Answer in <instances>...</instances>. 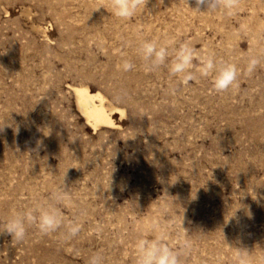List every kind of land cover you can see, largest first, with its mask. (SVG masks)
Listing matches in <instances>:
<instances>
[{"label":"rangeland","instance_id":"obj_1","mask_svg":"<svg viewBox=\"0 0 264 264\" xmlns=\"http://www.w3.org/2000/svg\"><path fill=\"white\" fill-rule=\"evenodd\" d=\"M133 2L123 19L110 0H0V225L40 205L63 218L0 235V264H136V242L160 236L180 264H245L241 250L264 264V0ZM143 41L187 43L195 78L171 55L146 70ZM208 57L237 66L227 92L200 74ZM74 86L102 94L114 124L90 126Z\"/></svg>","mask_w":264,"mask_h":264},{"label":"clouds","instance_id":"obj_2","mask_svg":"<svg viewBox=\"0 0 264 264\" xmlns=\"http://www.w3.org/2000/svg\"><path fill=\"white\" fill-rule=\"evenodd\" d=\"M112 12L119 18L127 19L135 14L137 3L133 0H110ZM221 5L225 9H232L235 6V0H196L198 11L203 6V11L215 12ZM137 55L145 61V69L155 70L163 65L171 55L169 70L175 75L185 80L195 78L192 71L193 60L196 58L195 51L187 44H181L169 53L164 47L158 45L156 41H143L136 50ZM260 63L256 57L249 58V70H252ZM202 67L199 72L202 76L212 78L213 89L217 93L227 92L232 88L237 80L238 69L233 63L226 61H216L212 57L202 61ZM134 65L131 62L124 64L125 70H132ZM57 202L63 201L65 195L62 192L53 194L52 197ZM35 213H39L36 215ZM63 218L58 209L40 205L34 210L25 212L13 211L11 217L0 225V235H8L18 242H22L26 236L28 226H35L42 234L55 232L62 224ZM81 231L79 224L70 225L67 238L76 237ZM163 237H157L153 240L140 239L136 242V264H180V253L166 246ZM185 246H187L185 244ZM249 251L241 250L240 258L249 264ZM87 264H104V258L101 254H93Z\"/></svg>","mask_w":264,"mask_h":264},{"label":"bare ground","instance_id":"obj_3","mask_svg":"<svg viewBox=\"0 0 264 264\" xmlns=\"http://www.w3.org/2000/svg\"><path fill=\"white\" fill-rule=\"evenodd\" d=\"M73 90L77 97V104L90 126H111L114 124L111 111L106 108L102 94L92 92L84 86H74ZM118 110L122 112L121 109Z\"/></svg>","mask_w":264,"mask_h":264}]
</instances>
